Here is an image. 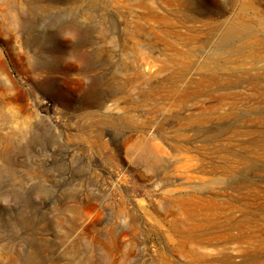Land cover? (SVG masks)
Here are the masks:
<instances>
[{"label": "rangeland", "instance_id": "obj_1", "mask_svg": "<svg viewBox=\"0 0 264 264\" xmlns=\"http://www.w3.org/2000/svg\"><path fill=\"white\" fill-rule=\"evenodd\" d=\"M0 174V264H264V0H0Z\"/></svg>", "mask_w": 264, "mask_h": 264}, {"label": "bare ground", "instance_id": "obj_2", "mask_svg": "<svg viewBox=\"0 0 264 264\" xmlns=\"http://www.w3.org/2000/svg\"><path fill=\"white\" fill-rule=\"evenodd\" d=\"M26 14V13H25ZM71 27L72 29H79V30H83L85 28H83L80 23L77 22V20L74 18L71 22ZM78 31V30H77ZM87 32V31H86ZM19 133H13L11 135H8L5 137V142H6V150H5V153H4V165L7 166L9 165V163L12 161V158H11V155L13 153V149L14 147H17L16 146V135H18ZM29 145L31 143L28 142ZM17 149H19V151H22L23 150V147L21 145H19L17 147ZM1 174H0V179H1ZM11 178L12 179H16L17 177H15V175L13 173H11ZM22 185V182H20V186ZM35 190H37V186L34 187V189L32 188H29L28 190V195L26 196L27 198V207L30 208L31 205H32V193L35 192ZM5 193L3 191H0V196H3ZM23 221V219H22ZM21 221V222H22ZM31 222L30 223L28 222L27 226H31ZM24 223V221L22 222ZM77 227L76 224H63V226L61 225L60 228H62V231L64 233V236L65 237H69L72 232L75 230V228ZM110 228V227H109ZM79 239H81L82 237L81 236H78ZM92 243L90 245V248L87 250V252H93V253H96L98 254V260H99V264H105V259L106 258H111L113 256L112 252L114 251L113 247H111V245L109 243H107V240H101L102 238L98 237V235H94L92 237ZM28 243L29 244H32L34 243L33 240L30 238L28 240ZM5 248L8 250V246H5ZM6 250V253H5V256H4V260L6 262H12L10 259H9V255H8V252ZM23 255V252H20V255ZM24 258H27L29 261H31V257H29L27 254L24 255Z\"/></svg>", "mask_w": 264, "mask_h": 264}]
</instances>
